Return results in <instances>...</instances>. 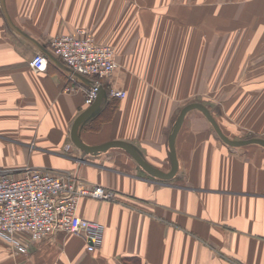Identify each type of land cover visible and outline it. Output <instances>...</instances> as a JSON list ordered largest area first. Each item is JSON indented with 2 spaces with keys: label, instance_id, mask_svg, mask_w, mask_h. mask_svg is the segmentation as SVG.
<instances>
[{
  "label": "crops",
  "instance_id": "0c3cea01",
  "mask_svg": "<svg viewBox=\"0 0 264 264\" xmlns=\"http://www.w3.org/2000/svg\"><path fill=\"white\" fill-rule=\"evenodd\" d=\"M6 7L49 52L54 38L77 29L115 49L118 67L101 81L108 101L83 127L86 144L130 142L169 172L168 137L192 102L206 105L231 139H264V0H6ZM39 52L9 26L0 0V168L17 176L28 167L75 172L117 198L80 203L81 217L104 226L95 252L58 233L27 253L0 241V264H264V147L227 145L193 110L169 180L120 148L85 154L71 132L93 81L50 60L35 71Z\"/></svg>",
  "mask_w": 264,
  "mask_h": 264
},
{
  "label": "built area",
  "instance_id": "2783aa9c",
  "mask_svg": "<svg viewBox=\"0 0 264 264\" xmlns=\"http://www.w3.org/2000/svg\"><path fill=\"white\" fill-rule=\"evenodd\" d=\"M51 52L74 73L93 81L86 93L87 107L94 103L101 81L111 77L118 67L115 49L98 43L86 29L57 36ZM31 67L46 71L48 59L39 52ZM110 95L125 98L127 93L111 89ZM71 148L68 145L66 150ZM85 198L115 201L117 194L104 186L87 183L75 172L28 167L17 176L0 168V241L16 252L27 253L34 242L58 233L71 234L86 242L89 253L95 252L103 243L104 226L80 216V203Z\"/></svg>",
  "mask_w": 264,
  "mask_h": 264
},
{
  "label": "water",
  "instance_id": "95a60500",
  "mask_svg": "<svg viewBox=\"0 0 264 264\" xmlns=\"http://www.w3.org/2000/svg\"><path fill=\"white\" fill-rule=\"evenodd\" d=\"M1 2H2V8L4 11L5 18L9 26L16 33H18L22 37L32 42L42 53H44L47 56L48 60L52 61L53 63L57 65L62 66L63 68H66L71 74H73V76L77 80L86 81L87 83L91 82V80H89L88 78L82 75H79L77 73H74L66 64H64L59 58H57L51 52H49L43 45H41L35 39L30 37L28 34H26L23 30H21L12 21L7 11L6 0H1ZM108 97H109V94H108L107 89L101 86L94 103L90 105L86 110H84L78 116V118L75 120L73 124L72 132H71L73 143L75 144L77 148H79L82 152L88 155H99L101 153L107 152L108 150L112 148L123 149L134 158V160L141 166L143 170H145L151 176L161 179V180H169L173 178L179 170V161H178L177 151H176V140H177L178 133L185 121L186 116L188 115L189 112L193 110L200 111L207 118V120L211 123V125L213 126L219 138L227 145L231 147H243V146L250 145V144H258L264 147V139L262 138H249V139H244V140L231 139L223 132L217 119L215 118L211 110L206 105L200 102H192L182 108V110L180 111L179 115L177 116L172 126V129L168 137L169 158L171 162V169L169 172H163L162 170L151 165L145 159L141 150L130 142L122 141V140H115V141L107 142L99 146H90L82 140L81 132H82L83 127L89 121L97 117L102 112L104 105L108 101Z\"/></svg>",
  "mask_w": 264,
  "mask_h": 264
}]
</instances>
